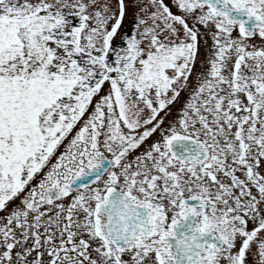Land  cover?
<instances>
[{"label": "snow or ice", "instance_id": "6c2138e0", "mask_svg": "<svg viewBox=\"0 0 264 264\" xmlns=\"http://www.w3.org/2000/svg\"><path fill=\"white\" fill-rule=\"evenodd\" d=\"M0 264H264V0H0Z\"/></svg>", "mask_w": 264, "mask_h": 264}]
</instances>
